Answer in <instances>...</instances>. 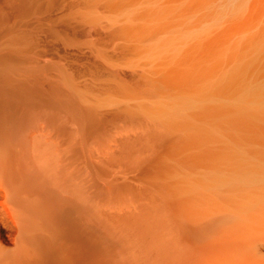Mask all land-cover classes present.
I'll list each match as a JSON object with an SVG mask.
<instances>
[{
  "label": "bare ground",
  "instance_id": "obj_1",
  "mask_svg": "<svg viewBox=\"0 0 264 264\" xmlns=\"http://www.w3.org/2000/svg\"><path fill=\"white\" fill-rule=\"evenodd\" d=\"M264 0H0V264H264Z\"/></svg>",
  "mask_w": 264,
  "mask_h": 264
},
{
  "label": "rangeland",
  "instance_id": "obj_2",
  "mask_svg": "<svg viewBox=\"0 0 264 264\" xmlns=\"http://www.w3.org/2000/svg\"><path fill=\"white\" fill-rule=\"evenodd\" d=\"M264 250V249H263Z\"/></svg>",
  "mask_w": 264,
  "mask_h": 264
}]
</instances>
